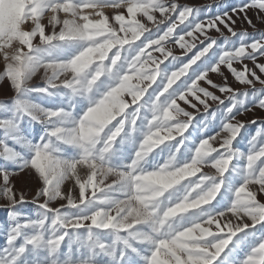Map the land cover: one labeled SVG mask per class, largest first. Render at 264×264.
<instances>
[{
    "label": "snow or ice",
    "instance_id": "1",
    "mask_svg": "<svg viewBox=\"0 0 264 264\" xmlns=\"http://www.w3.org/2000/svg\"><path fill=\"white\" fill-rule=\"evenodd\" d=\"M252 12L264 24V0H0V264H264V119L238 118L264 110Z\"/></svg>",
    "mask_w": 264,
    "mask_h": 264
},
{
    "label": "rangeland",
    "instance_id": "2",
    "mask_svg": "<svg viewBox=\"0 0 264 264\" xmlns=\"http://www.w3.org/2000/svg\"><path fill=\"white\" fill-rule=\"evenodd\" d=\"M180 2L181 3H188V4L193 5V6H201V5H204L207 3H211L212 0H180ZM223 3L226 6L228 4L236 3V0H223ZM211 11L214 13L217 11V9L215 7H213V9ZM106 12H111V10L110 9L106 10ZM249 15H250V18L253 19L254 23L257 24L258 28L264 29V24H261L259 21L256 20L254 12L250 13ZM46 21H47V17L45 18V23H46ZM241 27H246V24L241 25L240 22L238 21L237 22V28L239 29ZM210 34L213 36L218 35L214 30L211 31ZM168 46L172 47V45H168ZM177 50H178V46H177ZM248 63H249V66H251V62H248ZM2 70H3V57L0 56V71H2ZM257 74L261 75V77L264 78V74H261L259 72H257ZM41 75H42V73L37 74V76L33 77V80L31 82L33 86H41L42 85L43 81L40 79ZM225 75L228 76L229 82L232 84L233 87H237V88L243 87L242 85L239 84V82H236L234 80V78L231 76V73H229L227 71V69H225ZM212 79L216 82H220L222 80V77H219L217 74H212ZM11 94H12V91L10 88V84L6 80L0 81V99L5 98V96H10ZM32 99L36 100L37 102L44 104V106H49V103H50L49 100H42L40 97H37L35 95H33ZM50 99H56V98H50ZM65 102H67V98H65ZM182 106H184V105H182ZM185 107H187V106H185ZM238 118L239 119H253V118H255L258 120L264 119V110L256 108L252 112L246 113V114H244ZM25 123H27V121H25ZM257 126L249 127L248 131L245 133V136H248L249 134L254 133L255 127H257ZM39 131H40V127L36 126L34 124L31 127H28V129H27V132L32 133L33 136H35L36 133ZM237 147H240L241 150L246 151L247 150V141L242 140L241 143L239 145H237ZM204 171L211 172L213 170L210 167H206L204 169ZM13 182H14L16 188L18 190L25 192L29 196V198H31V195L34 193L36 186H37V181H36L34 175L29 173L27 170H25L23 173H20L16 177H14ZM72 187L73 186H72L71 182H68V181L65 182V189H71ZM3 203H4V201L2 199H0V205H2ZM23 211L28 215L34 216L35 215V206L34 205H26L25 208L23 209ZM7 220H8L7 210L3 207H0V226H3L7 222ZM3 243H4V236L2 233H0V247L3 246Z\"/></svg>",
    "mask_w": 264,
    "mask_h": 264
}]
</instances>
